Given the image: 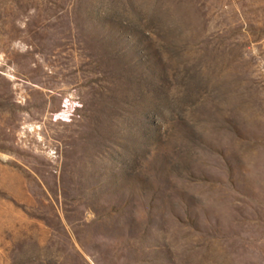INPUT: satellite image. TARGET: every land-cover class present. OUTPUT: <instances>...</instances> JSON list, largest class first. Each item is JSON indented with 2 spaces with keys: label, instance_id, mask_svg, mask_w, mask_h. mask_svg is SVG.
Here are the masks:
<instances>
[{
  "label": "rangeland",
  "instance_id": "374dc122",
  "mask_svg": "<svg viewBox=\"0 0 264 264\" xmlns=\"http://www.w3.org/2000/svg\"><path fill=\"white\" fill-rule=\"evenodd\" d=\"M0 264H264V0H0Z\"/></svg>",
  "mask_w": 264,
  "mask_h": 264
}]
</instances>
